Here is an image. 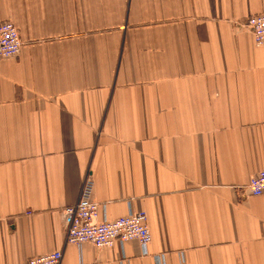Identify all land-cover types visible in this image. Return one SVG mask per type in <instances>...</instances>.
Listing matches in <instances>:
<instances>
[{
  "label": "crops",
  "instance_id": "obj_1",
  "mask_svg": "<svg viewBox=\"0 0 264 264\" xmlns=\"http://www.w3.org/2000/svg\"><path fill=\"white\" fill-rule=\"evenodd\" d=\"M264 0H0V264H264ZM87 177L99 219L152 242L66 241Z\"/></svg>",
  "mask_w": 264,
  "mask_h": 264
},
{
  "label": "built area",
  "instance_id": "obj_2",
  "mask_svg": "<svg viewBox=\"0 0 264 264\" xmlns=\"http://www.w3.org/2000/svg\"><path fill=\"white\" fill-rule=\"evenodd\" d=\"M254 37L256 46L264 47V14L248 17L243 24ZM22 49L17 27L11 21L0 23V59L16 58ZM250 197L264 195V171L257 173L245 187ZM100 205L94 200V181L87 177L82 186L78 202L64 209L67 224L66 241L81 246L90 244L97 249H111L116 245L137 241L146 249L152 242V234L145 214L132 213L111 222L99 219ZM63 255L57 251L49 255L30 259L28 264H61ZM156 264H165L162 255L155 257Z\"/></svg>",
  "mask_w": 264,
  "mask_h": 264
}]
</instances>
